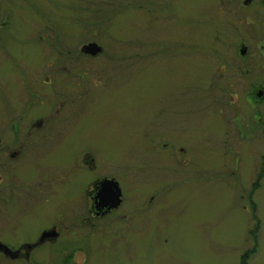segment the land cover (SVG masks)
<instances>
[{"label":"rangeland","instance_id":"1","mask_svg":"<svg viewBox=\"0 0 264 264\" xmlns=\"http://www.w3.org/2000/svg\"><path fill=\"white\" fill-rule=\"evenodd\" d=\"M232 7L230 0H0V140L12 124L42 120L41 145L15 167L46 185L41 195L0 198V206L35 210L18 222L0 212L2 241H19L57 211L69 220L83 210L90 172L134 175L142 194L163 173L177 183L160 209L139 212L122 237L117 224L105 238L90 237L89 257L264 264V181L250 195L264 149L256 140L233 148L234 105L246 104L220 62L253 20L236 19ZM90 43L101 55L83 54ZM80 154L96 169L75 168Z\"/></svg>","mask_w":264,"mask_h":264},{"label":"flooded vegetation","instance_id":"2","mask_svg":"<svg viewBox=\"0 0 264 264\" xmlns=\"http://www.w3.org/2000/svg\"><path fill=\"white\" fill-rule=\"evenodd\" d=\"M230 4L233 6L232 11L236 19L255 20L254 23L253 21L248 23L250 26L244 30V34L236 38L235 41L238 43L233 46L230 58H226V61L222 55L220 60L229 68L233 96H242L241 106L246 104L244 109H237L238 103L234 105V117L231 121L232 145L233 148L246 142L254 145L256 140L257 145L264 149V0H230ZM254 25H258L259 28ZM102 51L101 48V52L94 57L101 55ZM58 74L56 72L53 75ZM243 84L246 87L241 89ZM84 94L86 93L82 91V94L73 95L74 107ZM9 128L11 129L7 131L9 139L0 140V198L4 202H11L17 193H22L24 196L30 194L32 197L34 194L41 195L46 188L41 177L19 172L15 165L23 162L27 150L33 152L41 145L43 121L32 122L28 128L17 124H12ZM26 131H32L28 133V137L24 135ZM20 133L21 136L18 137ZM156 143L159 144L160 140ZM161 148L168 147L164 144ZM178 152L184 153V149L180 147ZM76 165L86 173L96 169L95 159L93 157L86 159L81 154L77 158L75 168ZM235 172L231 173V179L237 175ZM88 174V184L84 194L85 208L80 211H70L69 220L64 217L63 211H57L54 221L25 228L24 237L12 244L0 238V264H115L111 261H96L95 258L89 257V238L94 236L105 238L109 233L108 227L114 224L118 225L114 233L122 237V229L129 231L139 212H157L160 209V198L162 196L168 198L177 183L172 176L164 177L163 173H158L157 177L154 175L151 179L153 182L151 190L142 194L141 185L134 175L125 173L104 175L94 172ZM255 177L256 183L252 185L250 195L259 189L261 182L264 181V153ZM235 183H237L236 178ZM111 185L120 191V204H117L118 200L112 197L111 192L115 193L116 190L110 187ZM132 185L135 189H132ZM125 190H128V194ZM0 208L6 209L0 212L8 213L12 221L15 219L22 221L23 217L35 211L27 207L16 211L12 204ZM14 227L11 226L12 232ZM141 231V228L135 229L136 234ZM245 255L247 257V254ZM241 264H246L244 257Z\"/></svg>","mask_w":264,"mask_h":264},{"label":"water","instance_id":"3","mask_svg":"<svg viewBox=\"0 0 264 264\" xmlns=\"http://www.w3.org/2000/svg\"><path fill=\"white\" fill-rule=\"evenodd\" d=\"M82 52L84 54H86V55H89V56H92L93 57V56H95V55H97V54H99L101 52V48L96 43H90V44H88V45H86V46H84L82 48ZM110 187H112L113 189H115L113 187V185H111ZM111 194H112V197L114 199H117L118 200L117 204H120V201H119L120 191L117 189L115 191V193H112L111 192Z\"/></svg>","mask_w":264,"mask_h":264},{"label":"trees","instance_id":"4","mask_svg":"<svg viewBox=\"0 0 264 264\" xmlns=\"http://www.w3.org/2000/svg\"><path fill=\"white\" fill-rule=\"evenodd\" d=\"M83 54H84V53H83ZM252 253H253V252H252ZM249 254H250V253L248 252V253H247V256H248Z\"/></svg>","mask_w":264,"mask_h":264}]
</instances>
